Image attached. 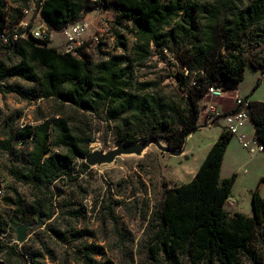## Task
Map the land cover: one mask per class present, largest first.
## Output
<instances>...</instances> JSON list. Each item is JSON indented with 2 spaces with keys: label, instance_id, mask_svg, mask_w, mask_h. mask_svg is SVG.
Masks as SVG:
<instances>
[{
  "label": "trees",
  "instance_id": "1",
  "mask_svg": "<svg viewBox=\"0 0 264 264\" xmlns=\"http://www.w3.org/2000/svg\"><path fill=\"white\" fill-rule=\"evenodd\" d=\"M8 1L7 11V0H0V34L12 33L32 0ZM34 2L48 24L49 36L44 41L33 37L12 41L9 35L7 42H0V82L18 77L38 83L40 97L55 100L62 107L52 119L26 126L18 133L23 139H32L33 147L25 167L13 166L10 171L39 197L51 192L53 184L61 179L76 180V159L90 152L92 137L76 127L75 115L90 113L119 122L122 130L118 142L133 143L155 135L166 140L168 146L181 149L188 134L201 127L200 100L210 86L236 90L248 64L264 73V54L243 55L245 41L264 44V0ZM109 2L119 8L117 24L131 22L134 26L136 40L131 55L126 54L128 39L119 30H115L117 47L124 53L98 62L81 48L74 56L51 45L52 31L62 32ZM153 47L175 53L186 68L187 72L174 75L184 91L182 103L160 91L157 82L135 78L136 65L152 56ZM68 112L72 114L64 116ZM250 119L264 149V101H250ZM232 138L223 128L191 181L175 186L164 181L148 228L149 248L156 262L246 264V260L264 264V197L259 187L251 193L252 215L226 208L237 179L236 173L221 178L223 158ZM4 148L15 151L11 139L4 142ZM87 168L84 162L81 171ZM17 204V211L22 212V204ZM39 211L40 216L45 213ZM54 214L53 210L44 214L41 223ZM3 224L0 216V231ZM2 247L7 262L27 263L18 244Z\"/></svg>",
  "mask_w": 264,
  "mask_h": 264
},
{
  "label": "rangeland",
  "instance_id": "2",
  "mask_svg": "<svg viewBox=\"0 0 264 264\" xmlns=\"http://www.w3.org/2000/svg\"><path fill=\"white\" fill-rule=\"evenodd\" d=\"M189 1L193 0H183ZM5 7L8 11V0ZM118 13L119 8L109 2L86 15L89 26L80 48L94 62L124 53L117 47L115 30L126 35V54L131 55L136 40L134 26L131 22L117 24ZM21 21L29 30L42 24L48 27L34 0L24 10ZM63 43L64 36L52 31V44L61 52H64ZM255 54H264V44L245 41L243 55L249 57ZM183 70L187 72L175 53L153 47L152 56L136 65L135 78L157 82L160 91L182 103L184 91L174 75ZM244 76L240 92L249 89L250 98L264 101V74L248 64ZM228 101L235 104L232 95ZM61 109L55 100L40 97L38 83L18 77L0 82V216L4 223L0 231V264H12L5 260L3 244H18L19 251L27 259V263L23 264H172L164 260L156 262L149 248V220L162 197L164 181H167L164 173L167 162L162 156H169L155 145L149 146L142 155L123 154L111 163L88 165L86 171H81L86 157H79L73 171L77 179H61L53 184L51 192L40 197L30 185L13 177L11 167H25L33 147L32 139H23L18 133L26 126L52 119ZM69 114L72 113L64 116ZM75 117L78 119L75 120L76 127L92 137L89 153L94 150L107 152L116 147L122 130L119 122H108L90 113ZM224 124L222 120L213 127L193 132L187 144V150L194 154L192 162L205 146L218 137ZM246 131L256 135L251 122ZM8 139L15 148L14 153L4 148ZM161 142L167 145L166 140ZM239 166L242 171L228 206L231 211L252 215V191L258 186L264 197V176H260L264 173V160L246 159ZM18 202L22 204V212L17 211ZM39 210L44 214L53 210L55 214L52 219L41 223L44 214L40 216ZM23 224L27 225V237L19 243L17 229Z\"/></svg>",
  "mask_w": 264,
  "mask_h": 264
},
{
  "label": "built area",
  "instance_id": "3",
  "mask_svg": "<svg viewBox=\"0 0 264 264\" xmlns=\"http://www.w3.org/2000/svg\"><path fill=\"white\" fill-rule=\"evenodd\" d=\"M103 1V0H92ZM43 21L45 22L44 18ZM89 23L87 20H81L74 24L69 25L62 31L64 36V52L70 53L74 56H78V49L84 44V34L87 31ZM20 28L22 31H19ZM9 35H12V41L19 38H37L39 40H46L49 36L48 27L45 24L37 26L33 29H28L26 24L21 21L18 25L12 28V33L4 32L0 34V42H7ZM225 91L221 87L210 86L206 91L203 98L209 97L210 101H205L200 107L199 123L201 126H212L219 121H224V128L233 136H236L242 146L250 153L262 150L263 147L258 143L256 135L249 134L244 124L250 121V101L244 97H236V107H239L237 111L221 112L217 105L213 102V99L223 97ZM212 100V101H211ZM1 201V196H0Z\"/></svg>",
  "mask_w": 264,
  "mask_h": 264
},
{
  "label": "crops",
  "instance_id": "4",
  "mask_svg": "<svg viewBox=\"0 0 264 264\" xmlns=\"http://www.w3.org/2000/svg\"><path fill=\"white\" fill-rule=\"evenodd\" d=\"M91 11H89V12H91ZM89 12L87 13L88 15H89ZM83 20H86V16ZM59 33L62 35V32H59ZM51 45L55 46L52 43H51ZM58 50H59V48H58ZM262 74H264V73H262ZM262 78L264 79V76ZM241 83H240V85H241ZM240 85L236 90L225 91V94L223 97L213 99V102L217 105L218 109L221 112H228V111L233 110L236 107V103L234 104V102L228 101L230 98V95H232L233 98L243 96L244 98H247L249 101H258V100H254L253 98L249 97L250 96L249 95V92H250L249 89H243V91H242L243 93L240 92L241 91ZM205 101H210V99L208 97L202 98L200 100V105H202ZM219 122H221V121H219ZM249 122H251V124L253 125V130L255 132V126L251 120L245 122V124H244L245 129L249 126ZM217 124H219V123H217ZM217 124H215V125H217ZM215 125L201 126L200 128H204V127L210 128V127H213ZM223 128H224V125L222 126L221 131L223 130ZM195 131H192L191 133L188 134L187 141L183 147V153L182 154H180L178 156L171 155V154H169L168 157L162 156V158L167 162V166L165 167L166 169H165L164 173L167 177V181L171 184V186L180 185L182 183L189 182L194 178L196 172L199 170L203 161L207 157L211 147L213 146V144L218 139V137L221 133V131H220L218 133L219 134L218 137H216V139H214L212 141V143L205 146L200 151V153L197 156V158L195 159V161L192 162L194 154L191 151L187 150V144L189 143V140H190L193 132H195ZM246 159L250 160V161L259 160V159L264 160V149L259 150V151L254 152V153H250L247 149H245L242 146L239 139L236 136H233V138L231 139V141L228 144L227 150H226L224 158H223V163H222V167H221V178L224 179V178L230 177L234 173H236L237 177H238V175L242 171V167H240L239 165H240L241 161L245 162ZM260 176L263 177L264 173H262ZM185 180H188V181H185ZM236 181H237V179H236ZM233 188H234V186H233ZM232 192H233V189H232ZM228 203H230V201L227 202L226 208L229 211H231L229 206H228ZM231 212H235V211H231Z\"/></svg>",
  "mask_w": 264,
  "mask_h": 264
},
{
  "label": "water",
  "instance_id": "5",
  "mask_svg": "<svg viewBox=\"0 0 264 264\" xmlns=\"http://www.w3.org/2000/svg\"><path fill=\"white\" fill-rule=\"evenodd\" d=\"M162 138L157 137L155 135H150L144 138H141L139 141L129 143L119 141L114 149H111L107 152L94 150L89 153L86 158V164L93 165H101L104 163H111L115 160L117 156L123 154H136L142 155L144 151L151 145H155L160 151L169 153L171 155L178 156L183 153V148L175 149L168 145H165L161 142ZM27 225L23 224L17 229V241L19 243H23L26 240L27 234Z\"/></svg>",
  "mask_w": 264,
  "mask_h": 264
}]
</instances>
